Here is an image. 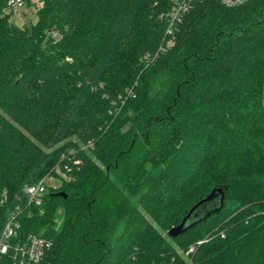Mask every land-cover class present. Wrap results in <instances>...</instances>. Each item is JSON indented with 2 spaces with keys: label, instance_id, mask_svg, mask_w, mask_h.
Returning a JSON list of instances; mask_svg holds the SVG:
<instances>
[{
  "label": "trees",
  "instance_id": "obj_1",
  "mask_svg": "<svg viewBox=\"0 0 264 264\" xmlns=\"http://www.w3.org/2000/svg\"><path fill=\"white\" fill-rule=\"evenodd\" d=\"M9 1L0 236L19 210L20 240L52 243L45 264H264V0H193L168 48L173 0H43L27 27ZM58 165L70 179L28 206ZM219 188L223 207L171 238Z\"/></svg>",
  "mask_w": 264,
  "mask_h": 264
},
{
  "label": "built area",
  "instance_id": "obj_2",
  "mask_svg": "<svg viewBox=\"0 0 264 264\" xmlns=\"http://www.w3.org/2000/svg\"><path fill=\"white\" fill-rule=\"evenodd\" d=\"M193 0H173V6L165 17L168 20V28L166 31L168 38L166 48L174 45L173 27L182 21L184 16L191 8ZM225 7H238L242 6L250 0H215ZM36 3L41 4L43 0H35ZM24 3L22 0H10L7 4L6 11L13 13L17 16V11ZM22 21L24 19L21 18ZM163 49V47H162ZM112 113V111H109ZM79 161L75 162V165ZM65 171L58 165L54 173H50L43 177L38 183L27 185L24 188V194L27 196V204L39 206L43 202L46 193L53 189H57L63 180H69L68 173L71 169L68 166L64 167ZM60 183L59 186L57 184ZM20 214L19 210L10 214L6 225L0 236V264L2 259L8 255L12 257L15 264H45V258L48 250L51 248L52 243L49 239L42 235L31 234L25 241L20 240L18 231L20 229ZM194 248L190 249L192 252Z\"/></svg>",
  "mask_w": 264,
  "mask_h": 264
},
{
  "label": "water",
  "instance_id": "obj_3",
  "mask_svg": "<svg viewBox=\"0 0 264 264\" xmlns=\"http://www.w3.org/2000/svg\"><path fill=\"white\" fill-rule=\"evenodd\" d=\"M54 196L67 198L64 192L54 193ZM224 194L222 188L214 189L211 194L194 206L183 221L176 227H173L169 232L171 238H178L197 223L208 218L212 213L220 210L223 207Z\"/></svg>",
  "mask_w": 264,
  "mask_h": 264
},
{
  "label": "rangeland",
  "instance_id": "obj_4",
  "mask_svg": "<svg viewBox=\"0 0 264 264\" xmlns=\"http://www.w3.org/2000/svg\"><path fill=\"white\" fill-rule=\"evenodd\" d=\"M43 7V3L38 4L35 2V0H32V3L30 4H23L18 8L17 11V16L12 13V17L10 21L20 27H27L26 25L32 22H36V13L37 11ZM7 15H10V13L7 11ZM24 19V21L21 20ZM132 91V89H130ZM122 104V103H121ZM122 108L117 109V113L121 111ZM60 183L57 184L59 186ZM62 209H59L57 212V215H55L54 218V225L56 228L60 227L62 224V219H63V213Z\"/></svg>",
  "mask_w": 264,
  "mask_h": 264
}]
</instances>
